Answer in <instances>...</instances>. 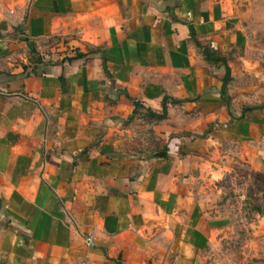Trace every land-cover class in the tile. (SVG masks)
I'll return each mask as SVG.
<instances>
[{
    "label": "crops",
    "instance_id": "obj_1",
    "mask_svg": "<svg viewBox=\"0 0 264 264\" xmlns=\"http://www.w3.org/2000/svg\"><path fill=\"white\" fill-rule=\"evenodd\" d=\"M237 2L0 0V264H264V61ZM231 148L261 184L246 238L199 188Z\"/></svg>",
    "mask_w": 264,
    "mask_h": 264
},
{
    "label": "rangeland",
    "instance_id": "obj_2",
    "mask_svg": "<svg viewBox=\"0 0 264 264\" xmlns=\"http://www.w3.org/2000/svg\"><path fill=\"white\" fill-rule=\"evenodd\" d=\"M246 15L247 55L252 60L264 61V0H238ZM239 4V5H240ZM236 148L221 150L217 166L208 168L199 188L208 208L228 223V234L246 238L253 229L259 179L251 177L248 164H239Z\"/></svg>",
    "mask_w": 264,
    "mask_h": 264
}]
</instances>
